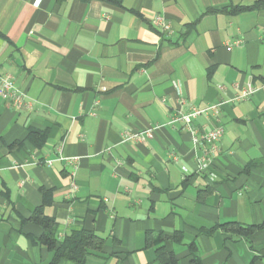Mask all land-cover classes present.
<instances>
[{"label":"crops","instance_id":"0c3cea01","mask_svg":"<svg viewBox=\"0 0 264 264\" xmlns=\"http://www.w3.org/2000/svg\"><path fill=\"white\" fill-rule=\"evenodd\" d=\"M0 73L31 104L0 97V264H52L32 241L41 230L23 223L42 189L61 236L105 239L86 264H167L158 246L176 264H264V228L246 238L218 227L264 223V0H0ZM214 103L219 121L196 122L224 135L200 169L191 134L168 121ZM31 129L47 132L41 147ZM148 233L169 237L148 246Z\"/></svg>","mask_w":264,"mask_h":264},{"label":"trees","instance_id":"16d2710c","mask_svg":"<svg viewBox=\"0 0 264 264\" xmlns=\"http://www.w3.org/2000/svg\"><path fill=\"white\" fill-rule=\"evenodd\" d=\"M257 5L239 6V10H251L256 8ZM29 140L32 141L37 147H41L47 140V132L31 129ZM22 143L15 142L11 145L12 148L19 147ZM44 193V203L42 206L36 208L34 213L28 219H23V223H30L41 230L40 235H32V241L36 244L48 248L54 252L52 264H57L61 260L76 262L78 264H86L87 258L93 252L102 251L105 245V239L96 233L94 230L82 229L74 230L70 233L61 236L59 232V224L56 218L48 216L44 212V206L50 203L49 191L42 189ZM219 228L226 232H233L242 235L246 238L250 237L256 231L264 228V223L255 225H243L238 221H227L220 223ZM175 236L181 239L178 233ZM169 236L160 234L157 240L153 239L151 233L147 234V245H160ZM157 251L159 256L166 261L167 264H176L175 258L171 253H168L163 246H158ZM193 264H198L197 259H192Z\"/></svg>","mask_w":264,"mask_h":264},{"label":"built area","instance_id":"2783aa9c","mask_svg":"<svg viewBox=\"0 0 264 264\" xmlns=\"http://www.w3.org/2000/svg\"><path fill=\"white\" fill-rule=\"evenodd\" d=\"M154 24L161 31H170L171 27L162 17L158 16L154 19ZM254 92V88L251 85L243 87L240 90L238 98H247ZM0 97L10 101L17 108H29L30 103L26 100V95L16 85L14 75L10 73H0ZM182 105L188 103L186 98H180ZM221 112V104H210L205 108H200L195 105H191L189 111H183L178 109L171 115L168 124L180 125L182 129L187 130L191 134V139L196 148L201 150V155L198 158V165L200 169H206L213 161L215 155L220 152L219 143L224 135V128L221 124L215 125L210 130H205L198 126L196 119L200 115H208L214 117L219 121V115ZM146 136H152L150 129L143 132L127 131L124 133V139L126 141L140 142L142 138ZM72 165L75 171L77 167V158L71 157L67 159ZM47 163H51L48 161ZM74 173V172H73Z\"/></svg>","mask_w":264,"mask_h":264}]
</instances>
